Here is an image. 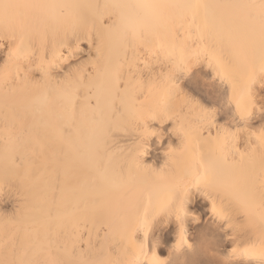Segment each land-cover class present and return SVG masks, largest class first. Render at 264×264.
Segmentation results:
<instances>
[{"label":"bare ground","instance_id":"obj_1","mask_svg":"<svg viewBox=\"0 0 264 264\" xmlns=\"http://www.w3.org/2000/svg\"><path fill=\"white\" fill-rule=\"evenodd\" d=\"M0 3V264H259V0Z\"/></svg>","mask_w":264,"mask_h":264},{"label":"snow or ice","instance_id":"obj_2","mask_svg":"<svg viewBox=\"0 0 264 264\" xmlns=\"http://www.w3.org/2000/svg\"><path fill=\"white\" fill-rule=\"evenodd\" d=\"M10 7H13V5L0 3V9L6 10ZM247 7H251V8H255L259 10V18H260V23H261V47H262V50H264V0H259L258 4H251V5H248ZM201 182L203 183L209 182V176H208L207 171H205V173L201 175L200 179L197 181V184L199 185ZM223 191H224L225 196L228 197L229 199H228V203L226 205H222L219 211V214L222 216L227 214L230 210H234L232 209V200L237 198L235 196V193L231 190L230 187L226 186L223 189ZM258 195H259V200H260V206L261 208H264V186H262ZM255 196H256L255 189H250L249 199L246 201H243L242 206L249 207L252 199H254ZM235 211H237V216L238 218H240L239 211L238 210H235ZM246 225H247V219L244 218L241 220V227H245ZM260 227L262 230H264V213H262L261 215ZM169 264H171V262H169ZM259 264H264V257L260 259Z\"/></svg>","mask_w":264,"mask_h":264}]
</instances>
